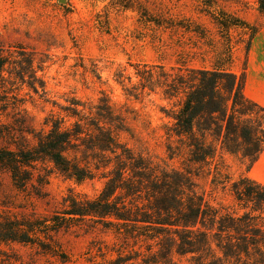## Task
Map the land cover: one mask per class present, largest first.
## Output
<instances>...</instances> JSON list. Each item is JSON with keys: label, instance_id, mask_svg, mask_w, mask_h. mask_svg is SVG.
Instances as JSON below:
<instances>
[{"label": "rangeland", "instance_id": "obj_1", "mask_svg": "<svg viewBox=\"0 0 264 264\" xmlns=\"http://www.w3.org/2000/svg\"><path fill=\"white\" fill-rule=\"evenodd\" d=\"M119 2L0 0V82L8 92L0 94V149L34 144V133L48 129L47 116L64 112L74 99L95 106L107 98L126 124L123 142L179 166L182 156L170 158V115L183 94H165L167 76L170 82L185 68L211 67L228 44L231 68L245 74L246 94L264 104V13L258 0H132V8ZM220 11L248 21L256 33L244 26L225 33L215 18ZM29 54L35 59L27 68ZM218 159L197 164V190L215 206L242 212L228 189L212 183L209 172ZM222 159L230 182L247 173L264 184V151L248 171L247 161L229 154ZM102 187L98 177L78 182L39 162L20 189L0 167V221L47 219L63 211L69 196L93 198ZM51 237L48 249L0 243V264H144L121 261L124 244L102 224L83 222ZM175 259L188 264L187 257Z\"/></svg>", "mask_w": 264, "mask_h": 264}, {"label": "trees", "instance_id": "obj_2", "mask_svg": "<svg viewBox=\"0 0 264 264\" xmlns=\"http://www.w3.org/2000/svg\"><path fill=\"white\" fill-rule=\"evenodd\" d=\"M131 1L119 3L132 8ZM258 9L264 13V0H258ZM215 18L225 33L232 26L257 31L248 21L229 18L225 12ZM227 46L211 67L185 68L170 82L167 76L165 94H183L170 115L169 136L175 143L169 147L170 158L182 156L179 166L156 161L123 142L126 124L107 98L95 106L74 99L64 112L47 116L48 129L34 133V144L0 149V167L20 189L34 178L39 162L50 163L78 182L103 180L95 197L71 195L63 211L47 219L0 221V243L48 249L53 233L93 222L121 240L124 262L181 264L178 256L187 257L188 264H264V184L247 173L230 182L222 159L229 154L247 161V171L257 161L264 151V104L246 94L245 74L231 68ZM34 59L29 54L27 68ZM22 71L16 72L21 78ZM3 88L0 82V94L8 93ZM217 157L219 162L209 172L212 183L228 189L242 212L215 206L197 190V164H212Z\"/></svg>", "mask_w": 264, "mask_h": 264}, {"label": "water", "instance_id": "obj_3", "mask_svg": "<svg viewBox=\"0 0 264 264\" xmlns=\"http://www.w3.org/2000/svg\"><path fill=\"white\" fill-rule=\"evenodd\" d=\"M61 2H65L66 0H60Z\"/></svg>", "mask_w": 264, "mask_h": 264}, {"label": "bare ground", "instance_id": "obj_4", "mask_svg": "<svg viewBox=\"0 0 264 264\" xmlns=\"http://www.w3.org/2000/svg\"><path fill=\"white\" fill-rule=\"evenodd\" d=\"M258 63V62H257ZM260 66V65H259ZM257 68H258V66H257ZM261 69V68H260Z\"/></svg>", "mask_w": 264, "mask_h": 264}]
</instances>
